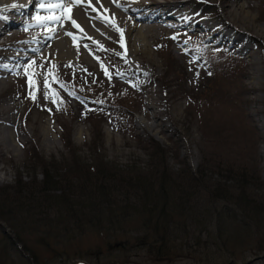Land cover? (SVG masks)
Listing matches in <instances>:
<instances>
[{
  "label": "rangeland",
  "instance_id": "1",
  "mask_svg": "<svg viewBox=\"0 0 264 264\" xmlns=\"http://www.w3.org/2000/svg\"><path fill=\"white\" fill-rule=\"evenodd\" d=\"M190 2L191 5L184 11L190 25L182 35L175 36L177 39L173 40L167 38L169 33L160 37L156 32L152 33V43L149 40L145 49L136 53L131 51L134 53L132 57L121 49V40L116 35L108 39V44L102 43L97 49L89 46L83 48V61L73 66L66 67L54 58L41 61L40 57H26L19 60L17 67L0 86V187L11 188L12 191L17 176L22 183L42 180L38 168L35 173L27 170L33 160L30 159V147L34 149V157L38 154L44 161L58 164L71 162L73 152L74 157L78 156L87 166L101 158V163L107 166L119 169L129 166L142 172L157 165L158 158L154 157L156 154L152 150L157 148L162 152L164 165L173 174H186V171L197 174L203 158L212 159L209 163L212 166L213 162L217 164L220 160L218 153L233 149L243 154L242 159L250 160L248 168L254 166L259 170L264 184V0H238V6L229 0ZM11 31L10 44L19 40L15 36V26ZM205 38L210 42L216 41L223 49L231 46L242 61L239 78L235 84L232 82L237 95L229 93V97L241 103L235 108L241 112V120L236 117L237 111L227 109V103L225 106L216 105L212 116H208L204 106L199 108V105L188 104L186 94H183V89L192 92L195 89L194 81L208 71L203 56L197 55L187 40L191 39L201 46ZM69 42L80 43L74 39ZM4 43L0 42V46ZM2 52L0 49V54ZM113 60L126 68L108 73L106 69L115 63ZM32 62L35 63L28 73L36 84L35 102L30 98L33 89L29 87L28 76L25 75V69ZM176 69L181 72L179 80L174 78ZM143 72L155 78L150 81L146 78L147 81L141 82L138 77ZM46 76L50 89L56 93L55 102L53 98L44 99ZM71 81H77L74 86L82 81L88 82L82 87L95 97L105 94L116 97L130 91L137 99L136 105L127 115L118 113L101 118L96 126L80 122L82 117L76 116L75 109L81 100L67 92L62 85ZM27 103L33 105L29 114H26ZM62 103L72 105L70 111L73 116L66 113L61 107ZM242 115L246 116L253 131H250ZM219 120L222 125L214 126ZM240 121H243L241 127L238 124ZM151 123L163 127L150 129ZM60 124L63 128L59 127ZM4 130L12 137L9 143L2 140L3 137L5 139ZM65 143L69 144V149L64 146ZM93 146L96 149L92 150L95 148ZM39 166V161L35 160V167ZM204 174L211 181L223 180L220 172L216 173L208 166ZM1 228L5 230L6 227L0 222V233ZM91 241L92 238L87 235L72 246L63 243L56 245L68 257L64 264L79 260L75 258L87 250ZM242 246L237 252L241 251L245 257L237 261L254 258L249 252L252 250L250 244L245 241ZM44 250L42 247L36 249L43 264H58L56 260L52 261L53 253ZM42 251L47 258H44ZM261 253L264 254V251ZM99 258L92 259L91 264H112L114 259L104 254ZM126 262L150 264L145 261L142 252L129 254ZM253 264H258V261Z\"/></svg>",
  "mask_w": 264,
  "mask_h": 264
},
{
  "label": "trees",
  "instance_id": "2",
  "mask_svg": "<svg viewBox=\"0 0 264 264\" xmlns=\"http://www.w3.org/2000/svg\"><path fill=\"white\" fill-rule=\"evenodd\" d=\"M207 59L210 75L201 77L192 92L183 89L187 103L204 106L208 116L216 105L225 103L227 109L237 111L241 103L229 93L237 95L232 82L235 84L242 68L238 58L233 53L211 51ZM179 73L174 71L175 80ZM71 90L87 98L82 86ZM136 101L130 92L116 97L105 94L79 113L84 122L96 126L101 118L129 114ZM240 113L236 117L241 120ZM242 118L250 127L246 116ZM238 124L241 127L243 121ZM68 145L64 146L69 149ZM29 150L34 162L30 161L27 170L35 173L38 168L42 180L22 183L17 176L12 191L0 187V222L6 227L0 233V264H43L38 247L52 252V261L64 264L68 257L56 245L72 246L87 235L92 241L75 259L90 264L103 254L114 258L112 264H127L126 258L135 252H142L150 264H220L232 257L242 260L245 256L237 250L245 241L252 255L264 251L263 180L237 150L218 153L220 160L212 166V159L203 158L197 174L169 172L157 148L152 150L158 163L146 172L107 166L101 158L87 166L73 152L71 162L58 164L44 161L38 154L34 157V149ZM205 166L220 172L223 180L208 179ZM258 264H264V259Z\"/></svg>",
  "mask_w": 264,
  "mask_h": 264
},
{
  "label": "bare ground",
  "instance_id": "3",
  "mask_svg": "<svg viewBox=\"0 0 264 264\" xmlns=\"http://www.w3.org/2000/svg\"><path fill=\"white\" fill-rule=\"evenodd\" d=\"M190 1L99 0L97 2V0H91L90 6L85 8L72 6V0H67L63 15H70L77 22L80 28H75L69 21L63 19L59 23L49 21L43 25L37 24L32 19V15L36 13V0H0V9H7V11L0 12V17H4V19H0V42L5 41L4 46L0 47L3 51L0 54V86L4 84L3 81L13 71L14 67H17L18 61L23 58L34 57L33 59H36V57H40L42 60L54 58L69 67L83 61L81 54L83 48L89 46L91 49H97L102 43L108 44V39L114 38L116 35H119L121 40L117 31L110 25L106 26L105 20H112L117 27L123 30L124 47L121 49H124L131 57L134 56L131 51L136 53L146 48L149 40L153 37L152 33L156 32L158 37L164 33H169L167 36L169 39L180 36L190 25L184 14V11L191 5ZM229 1L235 5L238 0ZM13 4L22 7L13 9L11 7ZM39 15L43 18L48 17V13L43 10ZM13 26L16 27L15 36H19L20 40L10 44L8 40L10 33L13 32L11 31ZM195 27L198 26L195 25ZM194 31L195 33L198 32L197 30ZM66 33L72 35L69 36ZM73 39L80 43L71 44L69 41ZM64 42L67 44L63 46ZM202 45L204 46V44ZM224 49L227 51L228 46ZM150 77L155 78L147 73L146 78ZM149 127L150 129H154V127L159 129L163 126L151 123ZM4 132L5 139L3 137L2 140L9 143L12 141V137L7 134L6 130ZM6 146L8 149L7 144ZM261 255L264 254L252 255L254 258L257 257L254 262L261 261L262 258H259ZM230 259L236 260L234 257L227 260ZM227 260L220 264H226ZM181 264L192 263L184 262Z\"/></svg>",
  "mask_w": 264,
  "mask_h": 264
},
{
  "label": "snow or ice",
  "instance_id": "4",
  "mask_svg": "<svg viewBox=\"0 0 264 264\" xmlns=\"http://www.w3.org/2000/svg\"><path fill=\"white\" fill-rule=\"evenodd\" d=\"M66 2L67 0H36V13L32 15V19L36 21L37 24H41V25L46 24L49 21H51L52 23H59V21L63 19V20L69 21L73 27L80 28L77 22L74 19H72L70 15L68 16L63 15ZM97 2H99V0H97ZM90 3H91V0H72V6H79V7L87 8L90 6ZM11 7L14 9L17 7H22V6L13 4ZM42 10L48 13L47 18H43L39 15V13ZM3 11H7V9H0V12H3ZM93 11H95L94 8H93ZM0 19H4V17H0ZM104 22L106 26L110 25L115 31H117L120 34L121 47H124L123 30L117 27L112 20H105ZM66 34L69 36L72 35L71 33H66ZM171 39L176 40L177 37L174 36V37H171ZM34 63L35 62H32V64H30L25 69V75L28 76L29 87L33 89V91L30 92V98L35 102L36 101V95H35L36 84H35V81L32 79V76H30L28 73V69L31 68L32 65H34ZM4 67H7V66L4 65ZM43 87H44V92H43L44 99L49 100L50 98H53V102H55L54 97L56 93L50 89L47 76L45 77Z\"/></svg>",
  "mask_w": 264,
  "mask_h": 264
},
{
  "label": "water",
  "instance_id": "5",
  "mask_svg": "<svg viewBox=\"0 0 264 264\" xmlns=\"http://www.w3.org/2000/svg\"><path fill=\"white\" fill-rule=\"evenodd\" d=\"M263 257H264V255L259 256V258H262V259H263ZM256 260H257V257L251 258V259H246V260H243L242 262L238 263L236 260L230 259V260H227V262H225V263L226 264H229V263H232V264H251L252 262H254ZM69 264H87V263H85L83 261H72Z\"/></svg>",
  "mask_w": 264,
  "mask_h": 264
}]
</instances>
